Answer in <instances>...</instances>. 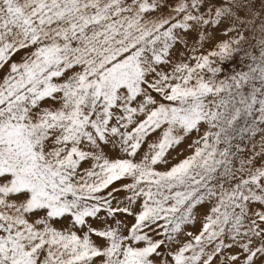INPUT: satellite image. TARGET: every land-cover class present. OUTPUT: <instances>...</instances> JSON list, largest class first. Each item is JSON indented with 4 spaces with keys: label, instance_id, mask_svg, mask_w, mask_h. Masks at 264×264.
<instances>
[{
    "label": "snow or ice",
    "instance_id": "obj_1",
    "mask_svg": "<svg viewBox=\"0 0 264 264\" xmlns=\"http://www.w3.org/2000/svg\"><path fill=\"white\" fill-rule=\"evenodd\" d=\"M0 264H264V0H0Z\"/></svg>",
    "mask_w": 264,
    "mask_h": 264
},
{
    "label": "rangeland",
    "instance_id": "obj_2",
    "mask_svg": "<svg viewBox=\"0 0 264 264\" xmlns=\"http://www.w3.org/2000/svg\"><path fill=\"white\" fill-rule=\"evenodd\" d=\"M85 166H87V165H85ZM198 228H199V224L196 225V228H195V229H190V230L195 231V230H197Z\"/></svg>",
    "mask_w": 264,
    "mask_h": 264
}]
</instances>
